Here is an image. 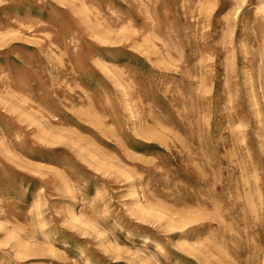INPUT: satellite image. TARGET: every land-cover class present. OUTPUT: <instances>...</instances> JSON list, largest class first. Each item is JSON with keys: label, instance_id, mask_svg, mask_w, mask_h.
Returning <instances> with one entry per match:
<instances>
[{"label": "rangeland", "instance_id": "1", "mask_svg": "<svg viewBox=\"0 0 264 264\" xmlns=\"http://www.w3.org/2000/svg\"><path fill=\"white\" fill-rule=\"evenodd\" d=\"M0 264H264V0H0Z\"/></svg>", "mask_w": 264, "mask_h": 264}]
</instances>
